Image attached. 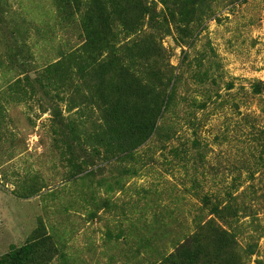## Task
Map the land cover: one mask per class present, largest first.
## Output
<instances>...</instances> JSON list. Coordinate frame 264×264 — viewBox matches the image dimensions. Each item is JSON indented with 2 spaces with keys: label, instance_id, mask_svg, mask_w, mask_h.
I'll return each mask as SVG.
<instances>
[{
  "label": "rangeland",
  "instance_id": "rangeland-1",
  "mask_svg": "<svg viewBox=\"0 0 264 264\" xmlns=\"http://www.w3.org/2000/svg\"><path fill=\"white\" fill-rule=\"evenodd\" d=\"M173 1L144 0L141 30L120 35L154 36L168 102L146 143L107 160L84 140L99 119L86 90L29 83L83 42L78 14L0 0V256L41 233L45 264H159L184 245L264 264V0H177L171 18Z\"/></svg>",
  "mask_w": 264,
  "mask_h": 264
},
{
  "label": "trees",
  "instance_id": "trees-1",
  "mask_svg": "<svg viewBox=\"0 0 264 264\" xmlns=\"http://www.w3.org/2000/svg\"><path fill=\"white\" fill-rule=\"evenodd\" d=\"M67 2L66 10L78 14L83 42L65 56L48 63L35 82L29 81L31 89L34 92V83H39L46 94L51 88L61 92L66 85L75 86L77 93L86 90L82 96L89 101L88 105L91 103L98 109L99 119H95L96 126L84 140L87 142L97 136L95 144L105 148L107 160L123 152L129 154L156 132L157 122L168 102L165 96L169 82L165 88L166 76L162 75L158 62L163 53L154 36L147 33L134 42H124L120 36L139 32L150 8L144 0H89L83 8L84 0ZM163 2L168 4V0ZM177 4V0L173 1L171 18ZM261 84H253L255 93L262 90ZM162 91L164 95L160 97ZM65 125L66 129H71V137L78 138L75 131L81 132L79 122L69 119ZM202 202L212 212H218L221 204L212 201L207 194ZM230 209L233 208L229 204L221 208L222 211ZM214 236L216 243L223 239V236ZM49 240L44 234L34 235L28 243L1 255L0 264H45V257L37 255V249L48 245ZM211 262L200 247L184 245L159 264Z\"/></svg>",
  "mask_w": 264,
  "mask_h": 264
}]
</instances>
